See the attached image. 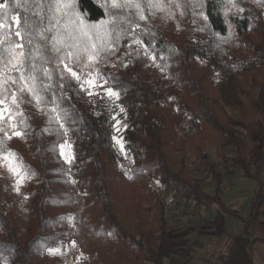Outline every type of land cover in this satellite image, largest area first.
<instances>
[{
	"label": "trees",
	"instance_id": "1",
	"mask_svg": "<svg viewBox=\"0 0 264 264\" xmlns=\"http://www.w3.org/2000/svg\"><path fill=\"white\" fill-rule=\"evenodd\" d=\"M40 2L7 0L9 18H31ZM135 2L143 5L146 19L135 8L112 9L111 0H77L87 23L131 14L121 24L127 37L99 65L107 84L92 96L78 85L55 87L57 97L63 91L60 107L69 114L67 135L55 121L48 123L51 105L38 110L24 95L19 111L29 125L27 135L4 143L34 175L19 191L0 180V264H64L46 249L75 238L88 255L83 264H166L169 220L152 180L188 205L213 206L218 215L240 219L243 232L228 234L220 264H255V245L264 243V0H159L161 8L150 7L149 0ZM46 25L45 19L40 27ZM33 36V45L24 41L26 56L43 43ZM133 38L155 50V61L144 47L131 44ZM36 64L50 67L40 56ZM108 87L120 92L114 103L123 109L128 157L115 147ZM65 141L71 148L67 160L59 148ZM206 144L216 147L228 174L239 171L256 182L247 217L223 202V174ZM189 151L210 173L213 193L189 172ZM149 230L155 243L146 239Z\"/></svg>",
	"mask_w": 264,
	"mask_h": 264
},
{
	"label": "snow or ice",
	"instance_id": "2",
	"mask_svg": "<svg viewBox=\"0 0 264 264\" xmlns=\"http://www.w3.org/2000/svg\"><path fill=\"white\" fill-rule=\"evenodd\" d=\"M149 5L152 8L162 7L159 0H149ZM181 6L180 3H176V7ZM16 7H20L19 2ZM36 7L40 11L31 18L27 14L23 16L16 14L9 18L8 13L11 9L7 0H0V10H3L0 11V166H6L9 172L17 177L18 185L23 184L25 179L31 178L34 173L25 167L17 153L6 149L4 142L13 137L24 139L27 135L26 129L29 125L26 118H23V113L19 111L24 95L31 96L30 102H34L38 110L43 111L42 105H51L46 113L48 123L55 121L59 128L63 129L61 135H67L69 129L65 128L64 124L69 120V114L60 107L63 91L57 97L55 87L58 84V87L64 90L78 85L79 91L92 96V89L102 88L107 84V78L99 65L114 55L118 51L120 41L127 37V29L121 27V24L127 22V16L131 14L114 13L109 19L93 24L87 23L78 12L77 0H51L46 6L41 0ZM111 8L129 10L135 8L139 19H146L143 5L135 0H111ZM45 11L50 15L46 17ZM45 19L47 25L40 27ZM135 27L139 28L140 25L136 24ZM33 33H36L39 41L43 43L37 42L35 48H30L26 56L24 41L26 40L28 45H33ZM131 44H136L138 48L144 47V55L155 61V50L150 45L145 46L139 38H133ZM131 44L128 45L130 49ZM45 52L48 54L45 55ZM38 56L42 57L44 65L50 67L38 66L36 64ZM84 57L87 58L86 62H83ZM124 66L127 67V64ZM65 78V83H59L65 81ZM11 84L16 85L14 90H10ZM104 91L109 99H119L118 90L108 87ZM6 124L8 128L5 127ZM43 131L49 129L45 128ZM113 139L119 143L116 137ZM67 143L65 141L59 145L60 155L66 160L68 156L64 152V147ZM55 148L53 145L51 150L55 151ZM15 190L19 191V187L17 186ZM72 245L75 246V241ZM46 251L50 255L60 254L59 248L49 247Z\"/></svg>",
	"mask_w": 264,
	"mask_h": 264
},
{
	"label": "rangeland",
	"instance_id": "3",
	"mask_svg": "<svg viewBox=\"0 0 264 264\" xmlns=\"http://www.w3.org/2000/svg\"><path fill=\"white\" fill-rule=\"evenodd\" d=\"M98 90L99 88L92 89L93 92ZM114 100L116 99L108 98L114 137L119 140V143L115 140V147L119 153L128 157L122 139L121 115L123 111L117 103H114L116 102ZM117 121H119V124H117ZM205 148L209 154V159L218 164L223 174L221 186L223 202L233 208H238L242 215L247 217L256 190V182L239 171L236 175L228 174L224 164L217 156L216 147L208 144ZM64 152L69 159L71 157L69 143L65 144ZM187 167L193 176L202 180L207 191L211 193L215 191V183L210 173L205 169L202 161L197 159L191 151H189ZM0 180L14 188L22 185L17 184V177L10 173L6 166H0ZM151 182L166 203L167 208L166 216L169 220V229L166 233L167 243L164 250L166 264H220L221 257L228 250V234L242 230V221L226 213L218 215L213 206L205 208L188 205L180 200L178 195L168 186L162 185L157 180ZM144 206L146 209L149 208L147 204ZM212 219H217V221L212 222ZM221 223L224 225L225 231L221 229ZM146 239L150 243L156 242V235L152 230L147 232ZM73 241H75V246L72 245ZM52 248L60 249V254L57 256L64 260V264H83L84 259L88 256L81 249L76 238L68 243L55 245ZM49 256L53 257L55 255L49 254Z\"/></svg>",
	"mask_w": 264,
	"mask_h": 264
},
{
	"label": "crops",
	"instance_id": "4",
	"mask_svg": "<svg viewBox=\"0 0 264 264\" xmlns=\"http://www.w3.org/2000/svg\"><path fill=\"white\" fill-rule=\"evenodd\" d=\"M240 231H237V232L232 233V234L242 233L243 232V223H242V230H240ZM257 244L255 245V248H254V256H253L254 263L255 264H264V243H257Z\"/></svg>",
	"mask_w": 264,
	"mask_h": 264
}]
</instances>
